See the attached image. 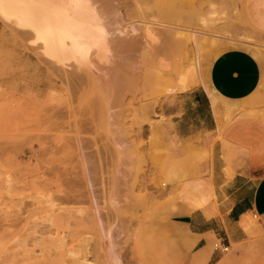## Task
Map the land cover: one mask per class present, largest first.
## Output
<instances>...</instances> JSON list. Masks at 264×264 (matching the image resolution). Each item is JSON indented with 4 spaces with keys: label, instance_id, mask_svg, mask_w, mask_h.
<instances>
[{
    "label": "rangeland",
    "instance_id": "374dc122",
    "mask_svg": "<svg viewBox=\"0 0 264 264\" xmlns=\"http://www.w3.org/2000/svg\"><path fill=\"white\" fill-rule=\"evenodd\" d=\"M245 1H139L127 22L140 29L143 21L170 24L169 50L143 57L140 77L113 109L101 108L108 101L90 88L87 97L75 100L77 115H92L97 125L79 135L90 141L60 145L53 159L52 148L35 145L31 155L28 146L10 138L39 134L14 132L16 123L38 109L28 91L36 78L25 56L34 45L0 15V264H264V219L252 214L251 229L237 225V239L211 233L200 250L190 223H200L195 216L202 211L208 219L219 216L211 152L202 138L180 148L170 144L169 133L170 109L181 93L206 87L215 58L245 49L264 60V29L248 19ZM167 66L170 74L163 77ZM187 72L197 83L181 91L180 76ZM253 99L262 105L264 84ZM47 191L74 198L62 204L64 214L55 223L41 213ZM45 226L53 235L41 242ZM219 239L229 245L227 252L215 250Z\"/></svg>",
    "mask_w": 264,
    "mask_h": 264
},
{
    "label": "bare ground",
    "instance_id": "6f19581e",
    "mask_svg": "<svg viewBox=\"0 0 264 264\" xmlns=\"http://www.w3.org/2000/svg\"><path fill=\"white\" fill-rule=\"evenodd\" d=\"M139 1L142 0H0V15L16 28L24 30V35L31 38L34 45L27 49L25 56L32 64V73L36 78L28 85V91L38 109L31 119L16 123L14 132L25 130L39 134L15 133L10 138L16 145L28 146L27 151L31 155L35 145L47 146L52 148L53 159L57 154L54 150L60 145L90 141L79 135L95 128L96 118L92 115L78 116L74 101L87 97L85 95L91 89L96 98L108 101L101 108L113 109V105L117 106L116 100L129 91L130 83L140 77L139 64L143 57L153 58L169 50L170 24L143 21L140 29L127 22L134 11L132 7L137 8ZM161 35L164 36L162 43ZM167 68H162L163 77L170 74ZM179 82L181 91H187L197 83L192 72L182 74ZM38 110L46 113L39 115ZM62 133L74 135L65 136ZM112 141L117 143L118 139ZM47 186L45 188H52ZM46 193L42 198L45 205L41 213L55 223V219L64 214L62 204H71L74 198L65 192L61 195L62 191ZM192 202L197 209L199 202ZM238 225L241 230L251 229L249 214L243 216ZM40 234L43 236L40 241L43 242L46 240L44 236L53 235V232L50 226H45ZM58 234L56 238L62 239ZM114 264L122 263L117 261Z\"/></svg>",
    "mask_w": 264,
    "mask_h": 264
},
{
    "label": "crops",
    "instance_id": "0c3cea01",
    "mask_svg": "<svg viewBox=\"0 0 264 264\" xmlns=\"http://www.w3.org/2000/svg\"><path fill=\"white\" fill-rule=\"evenodd\" d=\"M245 3L248 19L264 29V0ZM261 84L264 60L245 49L228 50L212 61L206 87L181 93L170 109V144L180 148L202 138L211 152L219 216L208 219L197 210L200 223L190 227L200 250L208 247L211 233L237 239L245 215L264 219V101L253 99Z\"/></svg>",
    "mask_w": 264,
    "mask_h": 264
},
{
    "label": "built area",
    "instance_id": "2783aa9c",
    "mask_svg": "<svg viewBox=\"0 0 264 264\" xmlns=\"http://www.w3.org/2000/svg\"><path fill=\"white\" fill-rule=\"evenodd\" d=\"M254 218H257V216H254ZM215 250L220 253H225L229 250V245H227L223 239H219L217 243H215Z\"/></svg>",
    "mask_w": 264,
    "mask_h": 264
}]
</instances>
